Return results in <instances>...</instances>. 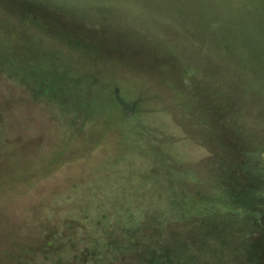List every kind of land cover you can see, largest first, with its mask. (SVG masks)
Instances as JSON below:
<instances>
[{
	"label": "rangeland",
	"instance_id": "1",
	"mask_svg": "<svg viewBox=\"0 0 264 264\" xmlns=\"http://www.w3.org/2000/svg\"><path fill=\"white\" fill-rule=\"evenodd\" d=\"M244 2L0 0V264L128 214L187 243L210 219L264 264V18Z\"/></svg>",
	"mask_w": 264,
	"mask_h": 264
},
{
	"label": "trees",
	"instance_id": "2",
	"mask_svg": "<svg viewBox=\"0 0 264 264\" xmlns=\"http://www.w3.org/2000/svg\"><path fill=\"white\" fill-rule=\"evenodd\" d=\"M243 1L248 12L264 18V0ZM127 216V220L116 221L112 230L104 226L102 232L106 240L103 241L86 242L85 233L77 224L39 230L38 235L31 233L37 240L23 243L20 255H15L12 245L1 250L8 258L5 264H246L253 258V251L243 242L245 239L219 238L210 219L205 223L201 216L196 217L204 236H200L196 227L192 230V241L187 243L179 239V233L162 228L163 224L147 230L140 225L136 227L131 214ZM142 231L163 237L164 243L151 242L144 246L139 238ZM237 232L243 234L240 230ZM228 245H232L231 249Z\"/></svg>",
	"mask_w": 264,
	"mask_h": 264
}]
</instances>
